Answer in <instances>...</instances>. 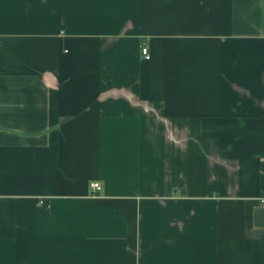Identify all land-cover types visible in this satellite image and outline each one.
Here are the masks:
<instances>
[{"label": "crops", "instance_id": "1", "mask_svg": "<svg viewBox=\"0 0 264 264\" xmlns=\"http://www.w3.org/2000/svg\"><path fill=\"white\" fill-rule=\"evenodd\" d=\"M0 264H264V0H0Z\"/></svg>", "mask_w": 264, "mask_h": 264}, {"label": "built area", "instance_id": "2", "mask_svg": "<svg viewBox=\"0 0 264 264\" xmlns=\"http://www.w3.org/2000/svg\"><path fill=\"white\" fill-rule=\"evenodd\" d=\"M143 54L146 59H150L151 55L146 47L143 48ZM91 187L96 193L102 189V185L99 181L92 182Z\"/></svg>", "mask_w": 264, "mask_h": 264}]
</instances>
